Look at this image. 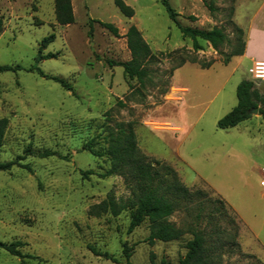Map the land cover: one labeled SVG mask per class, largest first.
I'll return each mask as SVG.
<instances>
[{"label":"rangeland","instance_id":"374dc122","mask_svg":"<svg viewBox=\"0 0 264 264\" xmlns=\"http://www.w3.org/2000/svg\"><path fill=\"white\" fill-rule=\"evenodd\" d=\"M121 1L132 9L131 16L115 0H70L73 22L60 24L55 0H0V66L20 67L0 72V118L7 120L0 162L24 154L27 146L57 153L27 155L9 170H0V241H19L24 255L0 249V264H123L124 244L131 248L132 264H159L161 258L175 264L184 255L189 233L149 244V220L128 232V210L116 215L92 212L107 197L119 201L129 194L121 176H99L105 157L83 148L116 123L132 124L141 153L168 163L186 186L229 206L233 219H201L200 228L213 238L216 227L225 233L236 228L239 249L250 256L226 246L220 264H264V121L256 113L234 127L216 126L236 104L237 84L250 80L264 96V78L254 77L249 59L236 66L238 57L232 56L223 64L207 41L183 37L162 0ZM167 1L182 26L221 28L228 41L219 45L224 52L235 43V27L246 43L247 26L263 2ZM96 20L113 23L118 34ZM130 24L155 55L146 63L143 84L119 65L130 59L125 37ZM49 34L53 41L40 48ZM38 53L51 57L36 62ZM180 55L214 62L208 68L191 62L174 68ZM33 65L69 83L72 91L28 70ZM96 140L95 149L106 147ZM81 171L91 173L83 176ZM169 221L185 227L192 219L175 211ZM89 246L119 262L94 255Z\"/></svg>","mask_w":264,"mask_h":264},{"label":"trees","instance_id":"16d2710c","mask_svg":"<svg viewBox=\"0 0 264 264\" xmlns=\"http://www.w3.org/2000/svg\"><path fill=\"white\" fill-rule=\"evenodd\" d=\"M116 5L125 16L133 14L132 9L124 5L121 0H115ZM162 4L169 18L177 25L183 37H189L195 40L197 37L207 41L211 47L221 56V62L227 64L232 56L242 55L245 48L243 32L240 28L235 27V43L229 52L219 49V45L227 41L223 30L218 27H212L209 30L197 27L182 26L176 19L178 13L171 7L167 0H162ZM209 11L213 8L204 2ZM55 16L60 24H70L73 22V14L70 0H55ZM189 19L195 20L193 15ZM111 34L117 35L118 28L110 22L96 20ZM91 24H89L88 36H91ZM127 48L130 52V59L126 62L119 63L123 73L129 78H135L140 84L144 83L147 76L146 63L152 61L155 55L151 53L148 44L144 41L140 31L134 24H130L125 33ZM54 35L49 34L41 40L40 48L45 47L53 41ZM228 42V41H227ZM192 48L198 49L199 46L194 41ZM51 55H37L36 62L41 58H48ZM174 68L180 67L185 62L197 63L201 68H208L214 62L213 59L199 60L195 56L180 55L177 58ZM19 66L1 65L0 72L9 71ZM28 70H35L38 74L46 76L58 82L65 89L72 91V86L64 80L47 76L36 65L31 66ZM236 104L221 118L217 120L216 126L221 129H227L236 126L243 120L251 116L249 110L257 109V114L264 121V96L253 88L250 80H241L236 86ZM115 127L106 126L104 134H98L96 137L85 142L83 148L96 157H105L103 171L99 176L104 178L111 175L121 176L124 184L129 190L125 199L115 201L107 197L99 204L95 205L92 212L96 215L102 212H110L113 215L123 210L129 211V223L127 231L131 232L139 226L145 219L149 220V232L146 241L152 244L156 240L171 241L177 240L185 233L191 235L185 244L186 251L183 256L179 257L175 264H220L223 257V251L226 246L235 247L240 255L243 254L239 249L236 240L237 230L234 228L231 232L225 233V229L216 227L214 229L215 237H211L205 229L200 228L201 219H233L228 217L229 206L221 198H212L201 189H191L186 186L179 178L176 170L164 161L148 158L139 150L135 133L131 123H116ZM7 126V120L0 118V147L3 135ZM97 138L105 143L106 147L98 150ZM27 155L51 156L57 155L55 151L49 149L33 150L30 146L24 149V154L17 155L13 160L0 162V170H9L13 165L18 164L19 160ZM62 158H65L64 156ZM91 172L81 171L83 176ZM175 211L183 213L185 219H192L191 224L185 227H177L169 218ZM230 221V220H229ZM231 222V221H230ZM21 245L19 241L5 243L0 241V249L7 251L9 254L23 258L24 255L19 251ZM89 250L96 256L118 263L119 260L107 253L98 251L92 246ZM122 254L124 257L123 264H132L129 260L131 248L123 245ZM159 264H170L166 259L161 258Z\"/></svg>","mask_w":264,"mask_h":264},{"label":"crops","instance_id":"0c3cea01","mask_svg":"<svg viewBox=\"0 0 264 264\" xmlns=\"http://www.w3.org/2000/svg\"><path fill=\"white\" fill-rule=\"evenodd\" d=\"M246 31L247 37L244 52L242 55L236 56L238 57L236 66L241 63L242 58L249 59L252 65L255 61L264 60V0L253 13Z\"/></svg>","mask_w":264,"mask_h":264},{"label":"built area","instance_id":"2783aa9c","mask_svg":"<svg viewBox=\"0 0 264 264\" xmlns=\"http://www.w3.org/2000/svg\"><path fill=\"white\" fill-rule=\"evenodd\" d=\"M252 73L256 78H264V61H256L253 64ZM261 171L264 173V167H262ZM261 185L264 186V177L261 180Z\"/></svg>","mask_w":264,"mask_h":264},{"label":"water","instance_id":"95a60500","mask_svg":"<svg viewBox=\"0 0 264 264\" xmlns=\"http://www.w3.org/2000/svg\"><path fill=\"white\" fill-rule=\"evenodd\" d=\"M249 113H251V114H256V113H257V109H256V108H251V109L249 110Z\"/></svg>","mask_w":264,"mask_h":264},{"label":"bare ground","instance_id":"6f19581e","mask_svg":"<svg viewBox=\"0 0 264 264\" xmlns=\"http://www.w3.org/2000/svg\"><path fill=\"white\" fill-rule=\"evenodd\" d=\"M255 62H256V61H255ZM255 62H254V63H255Z\"/></svg>","mask_w":264,"mask_h":264}]
</instances>
